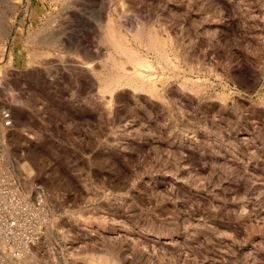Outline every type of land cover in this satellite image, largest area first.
I'll return each mask as SVG.
<instances>
[{
    "label": "rangeland",
    "instance_id": "rangeland-1",
    "mask_svg": "<svg viewBox=\"0 0 264 264\" xmlns=\"http://www.w3.org/2000/svg\"><path fill=\"white\" fill-rule=\"evenodd\" d=\"M3 109L45 264H264V0H0Z\"/></svg>",
    "mask_w": 264,
    "mask_h": 264
},
{
    "label": "built area",
    "instance_id": "built-area-1",
    "mask_svg": "<svg viewBox=\"0 0 264 264\" xmlns=\"http://www.w3.org/2000/svg\"><path fill=\"white\" fill-rule=\"evenodd\" d=\"M14 127L11 109L0 115V264H23V258L36 254L42 260L51 222L46 196L40 186L26 191L5 163L7 136Z\"/></svg>",
    "mask_w": 264,
    "mask_h": 264
},
{
    "label": "bare ground",
    "instance_id": "bare-ground-1",
    "mask_svg": "<svg viewBox=\"0 0 264 264\" xmlns=\"http://www.w3.org/2000/svg\"><path fill=\"white\" fill-rule=\"evenodd\" d=\"M121 42V41H120ZM117 44H119V42L117 43ZM121 49H123V48H121ZM125 51H127L126 49H125ZM128 52V51H127ZM131 53V52H130ZM131 55V54H130ZM134 57V56H133ZM133 59V58H132ZM138 60V59H137ZM135 61V60H134ZM139 61H141V60H139ZM117 64V63H116ZM118 66V65H117ZM117 68V67H116ZM122 69H123V67H122ZM121 69V70H122ZM142 71V70H141ZM134 72H137V71H134ZM140 71H138L137 73H131V74H133V75H128L127 77L130 79V78H132L133 79V81H137V82H139V83H146V82H148V83H150V81L153 79H150V77L151 76H148V77H146V75H143V74H145V73H142V72H140ZM112 74H114V73H112ZM150 74V73H149ZM121 75H123V74H120V76ZM151 75V74H150ZM125 76V75H124ZM153 77V76H152ZM117 78V77H116ZM119 78V77H118ZM131 79V80H132ZM133 81H131V82H133ZM136 82V83H137ZM141 85V84H140ZM152 85V84H151ZM143 87V86H142ZM155 87V86H154ZM151 88V87H150ZM153 89V88H152ZM38 255H36V254H34V253H32V254H29V255H27V256H25L24 258H23V264H45L41 259H39L38 257H37Z\"/></svg>",
    "mask_w": 264,
    "mask_h": 264
}]
</instances>
